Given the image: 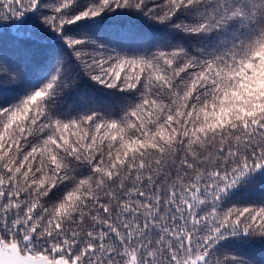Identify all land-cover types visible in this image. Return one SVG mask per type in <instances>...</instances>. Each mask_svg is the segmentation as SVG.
I'll use <instances>...</instances> for the list:
<instances>
[{
    "label": "snow or ice",
    "instance_id": "1",
    "mask_svg": "<svg viewBox=\"0 0 264 264\" xmlns=\"http://www.w3.org/2000/svg\"><path fill=\"white\" fill-rule=\"evenodd\" d=\"M256 249L264 0H0V264Z\"/></svg>",
    "mask_w": 264,
    "mask_h": 264
},
{
    "label": "trees",
    "instance_id": "2",
    "mask_svg": "<svg viewBox=\"0 0 264 264\" xmlns=\"http://www.w3.org/2000/svg\"><path fill=\"white\" fill-rule=\"evenodd\" d=\"M4 44L7 45L8 41H7V34L5 33V37H4ZM256 195H259V191L256 192ZM254 253L257 255V256H261V255H264V250H260V249H256L254 250Z\"/></svg>",
    "mask_w": 264,
    "mask_h": 264
}]
</instances>
